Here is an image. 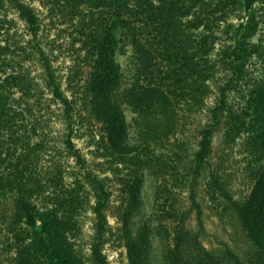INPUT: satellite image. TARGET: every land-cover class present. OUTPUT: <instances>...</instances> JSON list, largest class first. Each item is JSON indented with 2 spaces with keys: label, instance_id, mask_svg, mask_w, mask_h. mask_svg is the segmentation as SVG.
I'll list each match as a JSON object with an SVG mask.
<instances>
[{
  "label": "trees",
  "instance_id": "obj_1",
  "mask_svg": "<svg viewBox=\"0 0 264 264\" xmlns=\"http://www.w3.org/2000/svg\"><path fill=\"white\" fill-rule=\"evenodd\" d=\"M38 1L70 31L75 63L67 82L72 92L69 95L63 88L39 41L42 17L37 8L30 0H0V11L6 2L12 5L32 36L19 44L10 37L0 39V201H9L13 210L7 245L2 248L12 253L8 264H87L78 239L83 231L82 212L89 206L97 215V232L91 243L94 264H112L104 251L107 235L113 232L108 211L121 222L114 234L122 241L128 263L150 264L131 225L132 202L144 168L153 170L158 178L155 214L166 226L168 258L173 264H222L201 240L205 224L198 187L209 168L208 192L218 198L220 191L233 201L245 233L259 249V264H264V72L250 81L247 69L254 55L264 62V34L255 40L264 24V4L258 12L259 0ZM243 11L244 19L231 21ZM3 23L0 12V31ZM118 25L134 51V66L126 74L117 66L110 45ZM34 58L41 63L42 80H34L27 66ZM220 72L226 74L217 83ZM247 81L244 103L232 109L229 94L244 88ZM43 83L52 99L62 104L69 129L65 143L83 167L87 159L74 144L73 120L96 127L97 154L108 163L103 169L112 170L121 184L118 202H112L107 177L90 168L84 176L94 190L95 203L90 202L89 188L81 191L83 183L48 194L41 180L26 173L23 159L28 156L19 155L17 160L7 156L6 150L11 151L7 135L17 137L33 112L30 104L26 110L16 106L15 93L20 90L34 96L36 104L46 108L49 101ZM215 84L220 91L216 104L209 107L210 121L199 130L200 137H194L190 125L207 106ZM125 101L135 102L140 109L131 132H123L119 124ZM223 117L226 136L232 139L246 134L259 161L249 167L251 189L241 200H234L228 192L222 164L214 167L211 163ZM187 189L192 201L189 209L180 202V194ZM38 193L46 200L42 206L35 200ZM195 210L197 230L188 223ZM232 255L235 264H245L236 253Z\"/></svg>",
  "mask_w": 264,
  "mask_h": 264
},
{
  "label": "rangeland",
  "instance_id": "obj_2",
  "mask_svg": "<svg viewBox=\"0 0 264 264\" xmlns=\"http://www.w3.org/2000/svg\"><path fill=\"white\" fill-rule=\"evenodd\" d=\"M30 2L37 8L42 17L39 41L49 54L55 71L62 81L63 88L70 95L72 87L67 82V77L73 76L75 63L74 49L69 43L71 39L70 31L60 17L49 15L46 8L38 0H30ZM262 4H264L263 0L256 2L255 8L258 12H260ZM0 12L4 19L2 31H0V39L4 41L6 40L5 38L10 37L11 42L15 44L31 39L32 36L29 33L27 23L12 5L6 2ZM242 16H246L245 11L239 17L232 16L231 21L239 23L244 19ZM262 34H264L263 23L261 24V31L255 40L257 41ZM221 44L222 42H219L218 47ZM110 45L112 56L117 66L125 74L128 73L131 67L134 66V51L121 25L116 26L114 29ZM15 58H18L17 53ZM13 65L17 68L19 67V63L15 61ZM27 66L30 68V74L34 77V80H42L43 69L37 58L31 59ZM247 69L248 80L252 81V79L261 77L264 72V62L261 57L254 55L249 60ZM225 74L220 72L221 77L217 79V83L224 79ZM40 82L42 83V81ZM248 82L244 84V88L239 90L232 89L229 94L228 104H230L232 109H239L244 103L245 98L243 96L248 89ZM42 86L45 87V84L43 83ZM44 91V95L49 101L46 108H40V105L36 104L34 96H26L20 90L15 93L16 106L21 110H26L30 104L29 106L32 107L33 112L29 114L30 116L25 126L21 127L20 132L16 134L17 137L14 138L7 135V142L11 146V151L6 150L7 156L11 155L15 160H17L19 155L28 156L27 159H23L27 162L26 173L36 180H41L48 194H53L55 190L60 192L65 188L78 187L79 184L83 183L84 187L81 188V191L85 192V188H89L91 191L90 202L95 203L94 190L88 185L84 176L85 169L90 168L101 177H107V186L112 192V202H118L117 199L122 194L120 190L121 184L118 175L112 170L105 171L103 169L108 166V163L97 154L98 148L94 139L96 127H92L91 124L87 125L86 121L84 122L85 124H82L79 119H76V121L79 120L78 122L73 120L74 144L87 159V166L83 167L82 163L78 161V157L74 155L65 143L69 129L64 119L62 104L52 99L51 96L53 95L50 89L45 87ZM219 91L217 84H215L214 91L211 92L207 99V106L202 112H198L196 119L192 121L190 126L194 137H196V134L200 137L199 130L210 121L209 107L216 104ZM139 110V106L133 101H125L121 105L119 124L123 132L133 131V125ZM77 114L83 116L80 111ZM226 128V119L223 117V122L216 130L211 163L214 167L222 164V179H225L228 192L234 200H241L248 195L251 189L249 167L258 165L259 161L248 146L247 135L242 132L230 139L226 136ZM101 162H104V164L102 165ZM209 170L211 169L209 168L204 173L198 187V200L202 205L205 224V229L201 234L203 244L215 253L222 264H235L232 252L236 253L245 264H259V249L245 233L233 201L220 191L217 195L218 198H212L208 192ZM157 188L158 178L155 172L150 168L141 170L138 177L137 193L131 207V225L137 236L140 248L148 256L150 264H173L171 259L168 258L169 244L166 226L155 214ZM40 194H37L35 200L39 206H42L46 200H44V195L40 196ZM180 196L181 205L185 209H189L192 203L190 190L183 191ZM107 216L113 232L107 235L109 240L104 244V251L112 264H129L122 241L116 239L114 234L121 227V222L113 215V211H108ZM81 220L83 231L80 239H78L79 247L86 256L87 264H94L91 257V243L95 239L97 232V215L91 206L82 212ZM12 222L13 210L10 202L0 201V264H8L12 256V253L7 252V249H2L7 245L6 233L9 231V227L12 226L10 225ZM188 223L194 230L198 229L196 210L191 212Z\"/></svg>",
  "mask_w": 264,
  "mask_h": 264
}]
</instances>
